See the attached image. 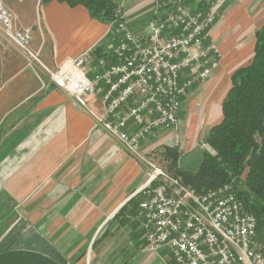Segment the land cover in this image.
<instances>
[{
  "label": "crops",
  "instance_id": "1",
  "mask_svg": "<svg viewBox=\"0 0 264 264\" xmlns=\"http://www.w3.org/2000/svg\"><path fill=\"white\" fill-rule=\"evenodd\" d=\"M3 1L13 13L14 28L31 29L30 46L50 70L99 44L108 50L118 39L109 36L111 24L92 18L82 5ZM114 1L127 26L145 36L153 0ZM227 2L209 39L217 42L224 69L195 83L181 101L187 136L175 146L179 168L190 172L201 159L182 162L181 148L199 149L192 113L196 100L202 96L201 124L209 130L220 122L230 75L251 60L254 32L264 24V0ZM243 36L250 42L249 59L232 66L228 53L237 50ZM11 42L0 30V264H168L167 252L149 250L144 236L139 208L144 167L118 150L115 139L49 76L43 77L46 85L41 82L46 91L39 89V80L25 69L24 57ZM40 70L42 77L45 71ZM225 79L228 86L222 88ZM87 100L102 112L100 95ZM156 133L141 143L144 152L161 141Z\"/></svg>",
  "mask_w": 264,
  "mask_h": 264
},
{
  "label": "built area",
  "instance_id": "2",
  "mask_svg": "<svg viewBox=\"0 0 264 264\" xmlns=\"http://www.w3.org/2000/svg\"><path fill=\"white\" fill-rule=\"evenodd\" d=\"M205 1L208 8L203 11L183 0H173L170 6L153 0L145 36L136 35L118 12V41L107 50L108 56L96 58V46L55 70L47 69L31 50V29L14 28L13 13L2 0L0 29L29 61L42 65L73 105L115 139L118 150L142 161L145 180L139 188V208L149 250L166 251L174 264H264L256 240L257 220L244 209L232 182L197 191L141 149L155 131L178 125L181 101L189 89L220 66V50L209 39L225 0ZM97 95L102 112L87 100Z\"/></svg>",
  "mask_w": 264,
  "mask_h": 264
},
{
  "label": "trees",
  "instance_id": "3",
  "mask_svg": "<svg viewBox=\"0 0 264 264\" xmlns=\"http://www.w3.org/2000/svg\"><path fill=\"white\" fill-rule=\"evenodd\" d=\"M56 1L65 2L70 7L84 6L92 18L111 24L109 36L117 38L114 30L118 12L114 0ZM159 1L170 6L173 0ZM183 2L203 11L208 8L205 0ZM227 3L225 0L213 25ZM253 45L251 60L230 75V87L221 104L220 122L211 126L204 137L208 148L202 150L198 169L190 172L179 168L177 146H165L164 157L169 161L170 173L197 191L232 182L244 209L257 220L256 240L264 253V24L255 30ZM94 54L100 58L108 56L109 52L99 44ZM168 264H174L172 259Z\"/></svg>",
  "mask_w": 264,
  "mask_h": 264
},
{
  "label": "rangeland",
  "instance_id": "4",
  "mask_svg": "<svg viewBox=\"0 0 264 264\" xmlns=\"http://www.w3.org/2000/svg\"><path fill=\"white\" fill-rule=\"evenodd\" d=\"M2 2L4 4L3 0H2ZM5 7L7 8V6H5ZM7 9L9 10V8H7ZM10 12H12V11H10ZM0 30L2 31L4 36H6L5 32L2 29H0ZM7 38H9V37H7ZM11 43H13V45L17 48L18 52L24 57V59H25V69L28 70L29 72H31L39 80L38 81V82H40L39 83V89H43V91H46V86L42 85L41 82H43V83L45 82L44 84L46 85V81H44V79H45V77L48 78V76H49L48 72L42 67V65L40 63L29 61L27 59L29 57H26L21 52L20 48L17 46V44L14 41L11 42ZM214 44L217 46V42H214ZM233 44H235V43H233ZM233 44H232V46H233ZM30 48H31V46H30ZM31 50L33 51L32 48H31ZM220 53H221V51H220ZM222 58H223V54L221 53V61H220L219 70L224 69V65L222 64ZM40 68H42L43 71H45V74H43L42 77H40V75H39L40 71H42V70H40ZM43 77H44V79H43ZM40 78H41V80H40ZM227 80H229V79H225L222 82V88L225 87V86H228V81ZM12 102L13 101H11V104H12ZM186 102H187V100H186ZM201 103H202V96L199 95V98H197V100H196V105L194 107V110H192L194 118L195 119L197 118L196 119V121H197L196 126L198 128L199 133H200V138L197 141V145H199L198 148L200 150L199 149L198 150H192V149L187 150L186 147L185 148L182 147L181 148V153H182L181 161L182 162L187 161V159H189L191 157L192 158L198 157V160H200L201 159V155H202V150L206 149L205 147H202V144L205 143L203 137H204V134L207 132L209 127L201 124V116H200L201 115L200 107L202 105ZM183 112H184V110H183ZM186 117H187V115L184 116V123H185ZM181 120H182V117H181V114H180L179 115V123H178V125L176 127L172 128L170 130H167V131H156V132H158L156 134H159L158 137L161 139V141L159 142V144H156L157 146H154V148H152V150L149 151V153L147 151L145 152V153H148V154H155L156 156L154 158L168 172H171V171L168 168L169 161L164 158V147L168 146V145L175 146V145L184 144L186 136H187V131H186V126L183 125ZM141 149H143V148L141 147ZM157 157L159 158V160L157 159ZM140 163L142 165V161H140Z\"/></svg>",
  "mask_w": 264,
  "mask_h": 264
},
{
  "label": "bare ground",
  "instance_id": "5",
  "mask_svg": "<svg viewBox=\"0 0 264 264\" xmlns=\"http://www.w3.org/2000/svg\"><path fill=\"white\" fill-rule=\"evenodd\" d=\"M236 47V51L231 49L228 53L229 63H231L232 66L245 63L250 55V42L245 39V36L240 39V42Z\"/></svg>",
  "mask_w": 264,
  "mask_h": 264
}]
</instances>
